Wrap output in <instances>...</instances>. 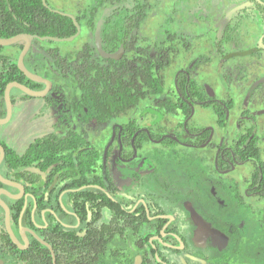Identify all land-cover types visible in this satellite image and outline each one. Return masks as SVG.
Masks as SVG:
<instances>
[{"label":"flooded vegetation","instance_id":"obj_1","mask_svg":"<svg viewBox=\"0 0 264 264\" xmlns=\"http://www.w3.org/2000/svg\"><path fill=\"white\" fill-rule=\"evenodd\" d=\"M60 3L80 18L75 44L35 39L27 67L50 86L0 97L6 119L9 84L42 94L12 88L0 124L17 117L0 199L25 246L0 205V259L264 264V0Z\"/></svg>","mask_w":264,"mask_h":264},{"label":"trees","instance_id":"obj_2","mask_svg":"<svg viewBox=\"0 0 264 264\" xmlns=\"http://www.w3.org/2000/svg\"><path fill=\"white\" fill-rule=\"evenodd\" d=\"M47 4H49L48 0ZM84 7L85 9H94L95 5H93L92 2H88V5L85 4ZM50 8L56 9L51 6H46L42 0H0V38L7 39L19 34L38 35L40 37L51 36L56 38H70L74 36L77 32V27L73 20L67 15L53 12ZM62 11L73 14L76 17L73 11L67 9ZM76 20L80 23L79 17H76ZM48 42L54 43L51 41ZM24 44V42H20L14 45L16 46L15 48H17V54L15 56L4 53L6 47H0V74L3 76L0 77L1 98L4 96V89L8 83L28 80L17 65V60ZM39 44L42 45V41L35 40L34 48L37 49L38 47L36 45ZM30 56H32L31 52L29 56L26 57L25 63L27 67ZM40 56L43 57L42 54H39L37 57ZM50 62L54 67V61L50 60ZM55 67L56 69L59 68L57 65ZM110 69L108 67L104 72H111L112 70ZM92 71L95 70L90 69V72ZM96 71L102 70L98 69ZM151 83L152 82H150V84ZM150 84L148 83V86H151ZM153 87H155V84ZM4 114L5 111L3 112V116ZM20 210L21 207L17 210V214L13 216L15 220L19 219ZM9 241V239L2 240L1 243L7 244ZM36 244L37 247L42 248L38 242ZM2 259L6 264H47L44 256L40 255L38 257H33L21 251H18V253L13 256L2 257Z\"/></svg>","mask_w":264,"mask_h":264},{"label":"water","instance_id":"obj_3","mask_svg":"<svg viewBox=\"0 0 264 264\" xmlns=\"http://www.w3.org/2000/svg\"><path fill=\"white\" fill-rule=\"evenodd\" d=\"M42 1L47 6V0H42ZM58 13H60L62 15H67L73 20L74 24L78 28V31H77L76 35H74L73 37H70V38H63V39L54 38V37H39L37 35H29V34H19V35H16L14 37L7 38V39L0 38V47L13 46V45H15L17 43L24 42L25 45H24L21 53L19 54V57H18V60H17V65H18L19 69L24 73V75L28 79L36 81V82H43V83L47 84L48 86H50V82L43 80L38 75L33 74L31 71L28 70V68L26 66V63H25V59H26V56L28 55V53L30 51V48L32 46V42L35 39L40 40V41L70 42V41L74 40L78 36V34L80 32V24L77 22L75 16L72 15V14H68V13H62V12H58ZM97 47H98V50H99V52L101 53L102 56L109 57L108 55H106L103 52V50L101 48V45L99 43V39H97ZM12 88H16V89L20 90L22 93H24L25 95H28V96L35 97V96L42 95L40 93H37V92H34V91L30 90L28 87H26V86H24L22 84H19V83H11V84H9L7 89H6V91H5V101H6V105H7V118L6 119H0V124H5L11 118V115H12V103H11V99H10V93H11ZM0 151L3 152L1 147H0ZM0 163H1V159H0ZM0 179H2V178L0 177ZM0 205L3 207V209L6 212V221H5L6 222V228L8 229V232H9V234L11 236L12 241L20 249H25V246H23L20 243V241L16 238V236L14 235V232H13V230L11 228L9 208L7 207V205L5 203H3V201L1 199H0ZM24 231H25V229L22 228L23 241L28 245L29 241H28L27 237L25 236ZM0 264H6V263L4 262L3 259H0Z\"/></svg>","mask_w":264,"mask_h":264},{"label":"rangeland","instance_id":"obj_4","mask_svg":"<svg viewBox=\"0 0 264 264\" xmlns=\"http://www.w3.org/2000/svg\"><path fill=\"white\" fill-rule=\"evenodd\" d=\"M60 2H62V0H50V4H51L52 7L58 8V9H62V10H66V8L64 6L68 7V5H64V4L62 5ZM61 6H62V8H61ZM154 18L155 19H160L161 16H157V17H154ZM73 44H75V42H71V43L70 42L69 43L68 42H54V43H50L48 41H42V45H44L45 47L59 46L60 48H67V47L70 46V48H71L72 47L71 45H73ZM10 49H11L10 47H6V50H10ZM6 52L10 53V51H6ZM35 56H36V59H37L36 62L37 63H42V61H43L42 56L37 57V56H39V54H36ZM17 93H18L17 91H14V94H17ZM26 104H28V103H26ZM16 110H17V108H16ZM16 119H17V117H15L14 120H16ZM14 120H12V122L10 123L9 126H5V125L4 126H0V137L4 138V137L10 136V133H11L13 127L15 126Z\"/></svg>","mask_w":264,"mask_h":264}]
</instances>
